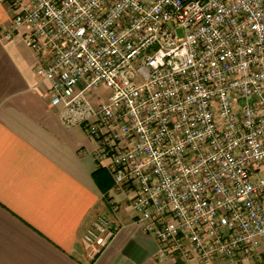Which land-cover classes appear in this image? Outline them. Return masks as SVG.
Returning <instances> with one entry per match:
<instances>
[{
  "label": "built area",
  "instance_id": "1",
  "mask_svg": "<svg viewBox=\"0 0 264 264\" xmlns=\"http://www.w3.org/2000/svg\"><path fill=\"white\" fill-rule=\"evenodd\" d=\"M0 2L62 121L135 187L159 258L264 257V0ZM111 225L83 236L105 242Z\"/></svg>",
  "mask_w": 264,
  "mask_h": 264
},
{
  "label": "crops",
  "instance_id": "2",
  "mask_svg": "<svg viewBox=\"0 0 264 264\" xmlns=\"http://www.w3.org/2000/svg\"><path fill=\"white\" fill-rule=\"evenodd\" d=\"M11 17L0 2V264H176L177 256L158 257L156 237L136 223L135 187L117 188L97 139L65 124L61 108L51 105L26 28L6 38ZM100 216L114 234L85 240ZM238 258L264 260L245 252ZM182 264L235 263L223 256L203 262L192 252Z\"/></svg>",
  "mask_w": 264,
  "mask_h": 264
},
{
  "label": "trees",
  "instance_id": "3",
  "mask_svg": "<svg viewBox=\"0 0 264 264\" xmlns=\"http://www.w3.org/2000/svg\"><path fill=\"white\" fill-rule=\"evenodd\" d=\"M104 168H101V170H103ZM107 174L109 175V173L107 172ZM111 184V183H110ZM177 256V262L176 264H182V259L183 257L180 254H176ZM260 264H264V260H262V262Z\"/></svg>",
  "mask_w": 264,
  "mask_h": 264
},
{
  "label": "rangeland",
  "instance_id": "4",
  "mask_svg": "<svg viewBox=\"0 0 264 264\" xmlns=\"http://www.w3.org/2000/svg\"><path fill=\"white\" fill-rule=\"evenodd\" d=\"M103 89H101V91H102Z\"/></svg>",
  "mask_w": 264,
  "mask_h": 264
}]
</instances>
